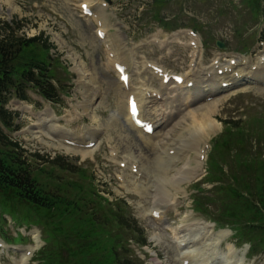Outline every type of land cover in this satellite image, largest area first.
I'll list each match as a JSON object with an SVG mask.
<instances>
[{
	"label": "rangeland",
	"instance_id": "1",
	"mask_svg": "<svg viewBox=\"0 0 264 264\" xmlns=\"http://www.w3.org/2000/svg\"><path fill=\"white\" fill-rule=\"evenodd\" d=\"M96 1L93 0L92 4ZM79 2L75 3L74 0H0V22L20 21L24 25L21 33L27 37L45 33L55 45L53 55L60 56L61 61L71 73L70 80L66 84L70 94L67 97L61 93L60 105L48 103L34 92L28 93V102L12 100L7 105V110L14 114L21 112L19 117H15V123L19 129L17 132L8 131L7 133L28 151L29 154L26 157L30 158L33 165H37L32 157L36 153L53 158L57 155L68 156L73 163L77 164V167L95 174L97 188L106 198L110 201L121 198L127 202L129 211L144 231L148 246L140 248L134 244L127 245L123 239L120 246L121 252L131 249L135 257L145 264H179L173 242L175 238L172 234L175 229L184 231L187 224H193L199 219L192 211L190 199L191 186L196 181H184L177 186H167L166 189L170 191L171 196L166 198L174 203L171 207L160 210L159 220L153 219L150 212L151 202L154 196L160 193L159 185L156 187L152 184L149 176L139 178L131 170L120 168L117 161H122L127 151L142 158L150 169H155L157 162L153 161L157 159L159 152L156 153L154 145L163 131L151 141L154 145L149 144L145 147L142 139L127 124L122 112L123 104L121 105L124 90L107 58V46H110L112 40L114 41L119 53L130 66L131 74L133 72L136 74L133 79L135 88L139 85L138 83H143L154 90L161 86L155 77L150 76L149 73H143L146 61L171 73L185 74L187 72L191 75L201 68H210L218 59L222 60V65H226L231 59H237V56H233L230 50L227 54L220 52L215 45L216 40L224 41L231 50H241L240 41L245 38V44L252 47V44L260 40L264 24H255L251 20L250 15L241 5V0H164L158 6L153 4L154 0H111L112 4L107 7V15L104 19L108 26L109 37L102 40L96 34L98 26L90 18L81 15ZM222 13L224 15H221ZM160 19L168 22L167 29L160 25ZM191 20L205 26L204 30L209 33V35L202 34L200 37L202 41L208 36L211 37L212 41L206 49L202 50L199 46L197 50H194L189 46L190 38L186 34L191 28L187 27ZM157 38L159 41L167 40L169 43L160 45L161 43L156 41ZM253 50L250 59L264 58L263 43L254 46ZM195 52H197L196 59L192 58ZM89 77L93 78L92 81ZM168 92L165 90L163 93L164 102L161 103V108L170 115L172 110L179 109L182 94L169 95ZM88 101H92L89 113L85 110ZM209 110H212L219 124L217 127L213 126L214 131L209 135L208 146H211L213 139L225 128L223 121L242 118L247 124L253 118L264 120V89L231 91L210 103L195 106L188 113L178 114L174 120L170 118L173 123L164 131L166 142L176 139L179 141L183 137L185 148L191 144L190 149L198 146L199 149L204 150V140L202 142L201 140L207 131L194 129L195 131L192 132L189 129L194 120L199 121ZM43 114L55 115L56 124L67 129L69 135L89 138L90 128L101 130L94 139L96 140L95 148L90 150L92 151L90 154L84 155L82 152L70 151L66 147L59 148L57 143L53 144L54 142L50 140L36 139L31 128L36 122L33 120V115L39 117ZM115 116L116 118L113 119ZM112 119L118 122L116 124L118 126L114 125L115 123L111 124ZM128 139L136 142L131 143ZM166 142L163 141L164 144H167ZM173 144L176 143L173 142ZM178 147L181 149L182 145ZM111 154H116L117 157H112ZM207 154L208 150L204 154L205 158ZM189 157L185 163L192 160L191 157H195V152H190ZM38 163L41 162L38 161ZM190 165L195 167L197 164L192 160ZM161 166L163 167V163ZM200 168L201 174H204L205 162ZM159 169L160 173L163 172L162 168ZM164 172H170L168 174L170 176L174 173L172 169ZM155 183L159 184V181ZM146 188H149L147 192ZM186 229L193 234L196 232L195 228L187 227ZM40 233V230L30 229L27 225L14 221L10 215L3 213L0 207V242L6 245L5 249L0 248V264L18 263L22 257V253L8 250L13 245L7 244L6 239L2 240L3 237L11 239L21 235L27 241L18 246L32 249L34 252L42 246L41 242L38 245L33 242L36 235L41 238ZM199 236L202 242L210 238L208 234ZM232 242L231 233H226L215 247L223 256L230 251L237 256L240 264H264V256H257L250 260L246 257V250H238L228 244ZM27 264H30V260Z\"/></svg>",
	"mask_w": 264,
	"mask_h": 264
},
{
	"label": "trees",
	"instance_id": "2",
	"mask_svg": "<svg viewBox=\"0 0 264 264\" xmlns=\"http://www.w3.org/2000/svg\"><path fill=\"white\" fill-rule=\"evenodd\" d=\"M259 2H245L254 16L264 13ZM21 29L19 23L0 26V116L12 96L26 99L29 88L59 102L53 81L59 80L62 64L50 55L49 38H27ZM10 119H2L8 129ZM224 123L206 179L217 186L208 192L197 188L194 206L220 226L233 227L253 250L264 248V135L256 130L264 121ZM25 154L0 129V206L42 229L46 245L36 253V264H141L131 250L120 251L123 239L146 245L124 200L109 202L99 194L93 174L64 157L35 155V161H42L35 166Z\"/></svg>",
	"mask_w": 264,
	"mask_h": 264
},
{
	"label": "bare ground",
	"instance_id": "3",
	"mask_svg": "<svg viewBox=\"0 0 264 264\" xmlns=\"http://www.w3.org/2000/svg\"><path fill=\"white\" fill-rule=\"evenodd\" d=\"M8 1H10V0H8ZM85 2H90V0H85ZM96 13H97V15H94L93 19L97 22L98 26H100V28L103 30V32L104 33L106 32V34H107L109 32L107 24L105 22H103V20L100 19V14L98 12H96ZM193 41H195V40H193ZM123 60L124 59L122 57H119V56L113 58V67H114V62L117 63V62L123 61ZM261 68L264 69V67H261ZM230 69H233L232 72H237L238 73V77L235 78L233 76V74H230L229 72L225 73L223 76H218L217 75L218 73L214 72V68H209V69H201L200 71H197V73L193 74L192 79L187 80V82L188 81H193V82H196L197 84H201L202 83V84H208V86L209 85L210 86H214V85H216L219 82V79L224 80V81H228V82H238L240 80H243V78H245L248 74H251L253 76H259V77L263 78V73H264V72H261L262 74H260L259 72L253 73L252 70H249V71H248V69L247 70H244V69L240 70V69H235L234 67H231ZM89 79H91V81H92L93 78L89 77ZM217 90L218 89H216L215 91H217ZM188 92H190V89L188 90ZM136 97H137V99H138V101L140 103H145L146 104V107H143L146 116L155 117L156 123H159L160 122V118L158 117V119H157V117H156V114H160V112H159L160 110H158V108H157L158 107L157 106V104H158L157 99H153V97H151V96L148 97L147 94H146V100H145V97L142 94H140L139 96L136 95ZM121 99H122L121 100V105L123 104V107H122L123 115L126 117L127 121H130L129 117L125 113V112H127V102L125 100L124 93L122 94V98ZM91 104H92V101H90V102L88 101L87 104H86L85 110L88 113H89V110L91 109ZM195 115H194V117H197ZM214 117H215V115L213 114L212 110H209L208 112L203 114L202 118L200 117L201 119L199 121L194 120L193 123H192L191 129H189L192 132H193L194 129H196V130L202 129V130L207 131L206 135L202 134L204 136V138L201 140V142L204 140V142H203L204 145L207 144L208 139H209V135L211 133H213V131H214L213 128L217 127V125H219V124H217L218 121L215 120ZM36 126H37V129L39 130V132H37V134H41V135H43V137L46 136V137L51 138L53 136V138H55L56 137L55 135H57L58 133H61L64 136H60V137L65 138L66 137L65 135L67 134V133H62L61 132V130H60L61 128H59L55 124L54 119L51 118L50 115L47 116V118L41 119L40 122L38 124H36ZM116 126H118V125H116ZM173 127H174V125H173ZM187 127H188V125H187ZM166 128L167 127H165L163 132H162L163 139L157 141L155 143V145L150 141V139H152L151 136L147 137L148 135L142 134L141 132L136 134V135H138V137H140L142 139L143 145L145 147H147V145H149V144L150 145H154V147H155V149L157 151L156 153L159 152V156L156 157L157 159H154V161H153V162H157V166H155V169L151 168V169H154L153 171L150 169L149 166H146V162L143 161L142 158H138V156H135L131 152H127L126 151L124 153V155H126V156H124L125 157V162L127 164H130L129 167H131L132 169L137 168V171L139 173H142L144 176H146V174H147L151 178V183L152 184H154L155 186L159 185L160 193L155 195L154 196V200L151 202V209H153V210H160L161 203L165 202L164 200L166 199V197L169 198L171 196L170 191L166 189L167 186L168 187H171L173 185L177 186L180 183H182V180H189L194 175L198 174L199 170L195 169V167L197 165H199L200 155H202V150L199 149L198 146L197 147L194 146V147H192L190 149L191 144H188V143L185 142L186 144H188L187 148H185V145L183 144V139H182L183 137H181L179 141H177V139H176L175 140L176 142L175 141H169V140H167V142H166V140L164 139L166 137L165 134H164V131L166 130ZM90 132H92L93 134H96L97 129L90 130ZM185 132H186V130H185ZM198 132L200 133V131H198ZM166 135H168V133H166ZM128 140L131 143H135L136 142V141L131 140V139H128ZM163 141H165L167 144H164ZM173 142L176 143L177 145L176 144L174 145ZM57 145L59 146V148L62 147L60 142H58ZM178 145H182L180 150H177L176 146H178ZM67 149L70 150V151H74V152H82V154H84V155H85V153L90 154L92 152V151H88V152H86V151H78V150H74V149H70V148H67ZM184 149H188V150L190 149V152H195V157L197 156L196 159H195V157H191L193 162L195 164H197L195 167H192L190 165V162L192 160H190L187 163H184V161L189 157V154H190L189 153V154L186 155L184 153V151H183ZM173 150H174V154L171 152ZM131 151H133V150H131ZM139 159H141V160H139ZM145 159H146V157H145ZM123 162L124 161H122V163ZM162 163H163V167L161 166ZM180 165H182V166L180 167ZM126 166H128V165H126ZM158 166H160V167H158ZM159 168H162L163 172L160 173V169ZM167 169H172L174 171V173H172L171 176L168 175L170 172H168V173L164 172ZM158 181H159V184L155 183V182H158ZM138 186H140V185H138ZM150 188H151V186H150ZM148 189L146 188L145 191L147 192ZM202 230H204V229H202ZM221 234L218 235L217 237H220ZM217 237H212V238L208 239L207 242H203V243L200 242V241L196 242V239L198 237H195V236L187 239V235H186V237H183V239L178 240L177 249L179 251V256H180V258H179V256L177 258L178 263L185 264V262H186V264H211V263L214 264L213 256L214 255L221 256L219 254V252H218V249L213 245L216 241H218L216 239ZM191 241L195 242V247L194 246L186 247V245H190L191 244ZM200 245H202L201 246L202 248H200ZM211 245H213V246L211 248H209L210 249V253H207L205 250L208 247H210ZM210 254H212L213 256H211ZM228 260H232V259L227 256L226 260H224L222 263L223 264H233L232 262H228ZM24 261H25V258H23L17 264H23ZM238 264H240V263H238Z\"/></svg>",
	"mask_w": 264,
	"mask_h": 264
},
{
	"label": "water",
	"instance_id": "4",
	"mask_svg": "<svg viewBox=\"0 0 264 264\" xmlns=\"http://www.w3.org/2000/svg\"><path fill=\"white\" fill-rule=\"evenodd\" d=\"M218 45H220L221 47H224L222 44L218 43Z\"/></svg>",
	"mask_w": 264,
	"mask_h": 264
}]
</instances>
